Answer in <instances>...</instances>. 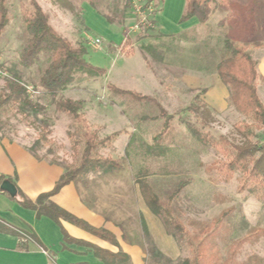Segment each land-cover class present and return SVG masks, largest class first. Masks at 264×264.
Segmentation results:
<instances>
[{
	"label": "rangeland",
	"instance_id": "rangeland-1",
	"mask_svg": "<svg viewBox=\"0 0 264 264\" xmlns=\"http://www.w3.org/2000/svg\"><path fill=\"white\" fill-rule=\"evenodd\" d=\"M46 1L45 8L49 12V4L53 3L51 0ZM69 1L76 8L82 2ZM108 1H96L103 13H106L103 7ZM233 1L246 9L252 0ZM257 3L260 8L258 17L253 22L252 30L248 31L249 34H243L242 37L247 39L253 59L260 63L264 59V8L260 0H257ZM6 5L9 23L0 37L2 71L7 74V70L14 67L20 73V81L24 85L34 86L49 64L50 55H43L31 68L22 69L18 66V56L27 38L20 12L24 7H28L29 0H7ZM53 5H56L63 15L64 11L68 10L58 4ZM132 17L133 22L127 25V29L129 36L134 37V43L137 44L138 36H155L153 32L147 33V26L131 31L136 24L133 14ZM226 17V9L216 7L207 25L188 34L186 38L181 39L183 42L180 41L179 45L174 46L164 41L171 51L161 65L153 56L154 47L141 49L138 44L132 58L109 56L106 54L105 42L100 38L101 50L88 46V39L98 38L97 34L88 32L83 35L79 21V24L75 21L74 25L65 24L58 19L53 20L50 16L51 26L57 33L74 46L83 45L86 49L84 59L94 67L108 71V76L86 78L78 75L77 81L70 85L66 92L61 93V97L80 103L79 120L74 121L66 114L56 113L49 105V100L42 95H38L35 101L44 106L46 111L38 114L36 121H32L34 118L30 117L28 123L19 116L13 118L10 115V127L6 129L8 138L31 147L43 134L46 141L40 140L38 155L65 164L69 169L76 167L80 161L82 145L79 144L76 150L72 149L73 141L80 140V133L96 131L99 138L103 139L112 132H120L112 148L101 151L104 157H110L117 162L115 171L89 176L98 186L92 183V188L102 189H92L98 193L99 201L104 198L112 199L114 192H119L122 203L129 207L130 213H139L141 227L145 225L148 230V236L143 235L137 239L145 258L156 249L169 264H180L188 252L184 243H177L167 235L161 220L143 202L138 184L143 175H146L147 183L164 203L180 183L187 182L172 201V208L177 223L182 225L183 234L193 236L195 245L198 241L204 242L200 248V256L218 253L223 260H227L231 251L235 250L234 260L238 264H254L256 260L259 264H264V183L261 187L258 184H245L239 172L229 177L221 168L224 158L215 149L201 144L190 131V127H194L203 135L212 138L221 136L235 145L246 140L264 142V130L255 131L253 137H245L236 131L235 125L243 121V117L228 107L223 100L228 96V90L219 80L214 68L222 42L227 36V30L220 25ZM158 42L156 39L150 40L153 46H157ZM178 66L200 69L205 76H184L178 72V68L175 69ZM148 71L156 77V82L164 92L182 102L181 106L173 108L175 105L170 102L168 104L172 106L167 110L162 109V115L157 107L160 106L157 96L148 101L140 98L144 96L136 90L137 78H146ZM4 82L5 79L1 77L0 88L4 87ZM188 85L206 87L209 92L204 95L203 88L192 92ZM116 89L134 92L138 97L120 94ZM257 93L264 105V83L261 81L258 82ZM192 105L198 107L196 113L186 111ZM113 107H118L127 119H116L112 124L101 122V114L108 109L113 110ZM164 115H170L172 118L167 119ZM41 120H46L48 126L40 124ZM69 133L73 135L71 138ZM48 149L52 154L47 155ZM161 152L165 154L159 158ZM131 178L136 179L137 201L130 187ZM8 179L14 182L16 180L15 177ZM114 184L120 189L114 191ZM251 186L258 187L256 195L249 194L247 188ZM125 223L126 229L132 232H136L139 227L133 220ZM209 232L211 234H208ZM238 240L244 242L242 246L236 247L235 242ZM163 262L161 261V264ZM148 264L155 262L148 260Z\"/></svg>",
	"mask_w": 264,
	"mask_h": 264
},
{
	"label": "trees",
	"instance_id": "trees-1",
	"mask_svg": "<svg viewBox=\"0 0 264 264\" xmlns=\"http://www.w3.org/2000/svg\"><path fill=\"white\" fill-rule=\"evenodd\" d=\"M51 1L53 4H58L74 12L73 4L69 0ZM82 1L101 15L107 24L116 26L121 30L124 37L121 45L123 50L130 46L131 42L126 26V14H133L134 19L137 21L134 10L132 9L134 3L137 2L143 8L142 10L146 18H148L149 24V27L145 29L150 30L152 25H154L152 18L159 12V7L164 0H109L103 7L106 13L101 11L100 5L96 2L97 0ZM260 1L264 8V0ZM6 2L7 0H0V37L9 23ZM216 7L226 9L227 11L226 19L220 23L227 30V36L222 42V49L214 69L219 80L228 90V97L226 99L227 106L233 108L240 117H243V121L235 125L236 131L245 137H253L255 131L264 130V105L257 93L258 82H263V79L258 73V61L253 59L248 43L246 42L247 39L245 40L242 35L252 30L253 22L258 17L257 13L260 8H258L257 0H252L246 9L233 0H186L180 23L195 18L199 25L206 26ZM20 13L27 38L18 56V66L22 69L31 68L45 54L50 55V62L40 74L34 86L24 85L20 81V73L14 67L7 70L8 77L2 71L0 64V70L6 74V77H4L5 75L0 76V78L3 77L5 79L4 87L0 88V141L2 139H9L11 141L6 132V129L10 127V115L13 118L19 116L24 122L27 121L30 123V117L34 118L32 121H36V116L46 111L44 106L35 101L38 95L47 98L49 105L54 108L53 110L56 113L66 114L74 121L79 120L80 103L61 97V93L66 92L67 88L77 81L76 78L78 75H83L86 78H97L105 75L103 69L92 66L84 59L86 49L83 45H72L49 26V17L44 13L37 0H29L28 7H24ZM76 20L80 21L78 18ZM179 38L183 39L184 36H179ZM28 87H31L36 92L35 96L27 92ZM116 92L138 97L137 94L129 91L116 89ZM140 98L146 101L151 100L148 97L140 96ZM195 99L198 101L197 97ZM157 107L163 115L162 108L160 106ZM197 109L198 107L192 105L186 111L196 113ZM164 117L167 119L172 118L170 115H164ZM45 121H40V124L44 125V127L48 126ZM190 131L201 144L215 149L224 158L221 168L229 177L235 172H239L242 174V180L245 184H258L259 187L263 185L264 142H251L246 140L242 144L235 145L221 136L212 138L209 135H203L194 127H190ZM119 134L120 132H116L100 139L96 131L80 133V140H74L72 144L73 150H76L79 144L82 145L78 165L70 169L69 167H65L63 175L55 183L53 189L48 193L39 195L33 201L28 199L17 188L14 181L0 176V185L2 181L7 180L16 187L17 195L15 197L9 196L14 202L23 209H29L35 212L37 219L46 217L53 221L59 227L65 244L89 247L92 249L94 256L103 264H131V261H129V256L119 249L118 242L111 233L91 227L85 221L59 208V206L51 201V198L71 182L85 181L91 174L97 175L114 172L118 166L117 162L110 157H104L101 151L106 149L110 150ZM68 136L71 138L73 135L69 133ZM40 140L46 141L43 134L28 149L29 153L36 159H41L38 155ZM50 154L52 152L48 149L47 155ZM161 154L158 155L159 158L163 157L165 152H161ZM52 161L55 162L54 160ZM134 181L136 182L135 178ZM138 184L143 202L161 220L165 231H167V235L177 243H184L186 245L188 255L182 259L180 264H238L234 260L236 255L235 250L231 251L230 257L227 260H223L218 253H209L200 256V248L203 247L204 242L198 241L195 245L193 243V236L189 237L187 234H183L182 225L176 221L172 201L187 185V182L180 183L173 195L165 203L160 200L154 193L152 187L147 183L146 175H143L138 180ZM247 189L250 195L257 194L258 187L251 186ZM62 223L71 224L99 240L108 243L112 247L117 248L118 252L113 253L71 238L64 230ZM3 231L20 237V247L23 246L24 238L18 232L9 226H4ZM142 231L144 236H148V230L145 225H142ZM208 234H211V232ZM243 242V240H238L235 242V246H242ZM148 260L154 261L155 264H161V261H164L163 264H169V261L156 249H153L148 257L144 258L143 264H148ZM254 264H259V261L256 260Z\"/></svg>",
	"mask_w": 264,
	"mask_h": 264
},
{
	"label": "crops",
	"instance_id": "crops-1",
	"mask_svg": "<svg viewBox=\"0 0 264 264\" xmlns=\"http://www.w3.org/2000/svg\"><path fill=\"white\" fill-rule=\"evenodd\" d=\"M37 2L44 13L49 17V26L52 25L51 18L53 20L58 19L65 24L72 23V25H74V21L76 24L80 23L83 35L88 32H93L97 34V37L100 38L102 42H105L106 54L109 56L119 55V57L132 58L138 49V44L141 46V49L147 48L148 50V47H154L152 49L154 53L153 56H155V59L161 65L165 62V58L171 51V48L168 46L169 43L174 46H176V44L179 45L183 42L179 36H184V38H186L188 34L196 32L202 27L195 18L180 23L186 0H164L159 7V12L152 18L154 25L147 31V33L153 32L155 36H138L137 39L135 38L137 44L133 42L134 37L132 38L130 36V46L122 50L121 45L124 37L121 30L116 26L107 24L106 20L87 3L82 1L78 4L77 8L74 7V12L67 10L64 11L65 14L63 15V13L59 12L60 10L56 5L49 4V8L51 9L49 13L45 8V4L47 5L46 0H37ZM46 12H48L49 15ZM77 18L80 20L79 23H77ZM131 21L133 22L132 14L127 13L126 26L129 25ZM51 27L54 29L53 26ZM155 39L159 41L157 46L150 44V40ZM164 41H168V44L163 43ZM145 66L149 69V66L146 64ZM177 68L179 73H183L184 76L190 78L204 75V73L202 74V71L197 68L190 69L185 66L175 67V69ZM104 71V76L107 78L108 71ZM148 72L149 74L146 78H137L136 90L144 97L154 98L157 96L156 98H158L160 102V107L164 110L172 106L168 104L170 102L174 103L175 107L173 108L181 106L182 102L178 101L168 92H164L161 85L156 82V77L151 71ZM258 73L262 77L264 83V59L258 63ZM201 88L205 90L204 95L209 92L206 87L188 85V89L192 92ZM227 97H224V103H226ZM205 104L208 106L207 102H205ZM100 119L103 123L112 124L115 123L116 119L120 121V119L123 120L127 118L123 116L118 107H113L111 111L109 109L104 111ZM142 119H144V117ZM116 132L117 131L112 132L110 135ZM29 148V146L20 141L2 139V141H0V176L6 178L15 177V185L17 188L28 199L33 201L39 195L48 193L53 189L55 183L63 175L66 165L56 161L53 162L41 156V159H36L29 153ZM94 181V179L91 181L89 176L85 181L71 182L63 187L57 195L52 197L51 201L76 218L85 221L91 227L111 233L116 238L119 249L129 256L131 264H143L145 258L144 251L141 246L137 244V239L143 236L142 227L139 223V213L136 211H131L130 213L129 207L122 203L119 192L117 194L114 192L116 189H120L117 188L118 186H116V184L113 185V198L111 197L112 199L109 200L104 198L99 201L98 193H95L93 190L102 189H99L100 187L96 188L98 186ZM92 183L96 186L94 189L92 188ZM130 187L133 189L135 201H137L136 195H138V192L133 178L130 180ZM130 220H133L139 225L136 232L126 229L125 222H129ZM4 226H9L18 232L20 236H23L24 244L22 247H20V237L5 233L3 231ZM62 226L66 233L75 240L113 253L118 252L117 248L112 247L108 243L99 240L71 224L62 223ZM0 264L103 263L94 256L92 249L89 247L76 244H65L59 227L53 221L46 217L37 219L35 212L29 209H23L6 193L0 191Z\"/></svg>",
	"mask_w": 264,
	"mask_h": 264
},
{
	"label": "built area",
	"instance_id": "built-area-1",
	"mask_svg": "<svg viewBox=\"0 0 264 264\" xmlns=\"http://www.w3.org/2000/svg\"><path fill=\"white\" fill-rule=\"evenodd\" d=\"M132 9L134 10V14L137 21L135 22L136 23L135 26L131 28V31H137L139 30L140 27L143 26L149 27L148 18H146L145 13L142 10L143 8L137 2H135ZM88 46L94 50H101V40L99 38L88 39ZM4 75L5 74L0 70V76H4ZM27 92L32 96L36 95V92L31 87L27 88Z\"/></svg>",
	"mask_w": 264,
	"mask_h": 264
},
{
	"label": "water",
	"instance_id": "water-1",
	"mask_svg": "<svg viewBox=\"0 0 264 264\" xmlns=\"http://www.w3.org/2000/svg\"><path fill=\"white\" fill-rule=\"evenodd\" d=\"M0 191L6 193L10 197H15L17 195L16 187L7 180L2 181V184L0 185Z\"/></svg>",
	"mask_w": 264,
	"mask_h": 264
}]
</instances>
